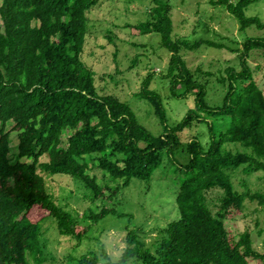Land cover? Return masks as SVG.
Listing matches in <instances>:
<instances>
[{"label": "trees", "instance_id": "16d2710c", "mask_svg": "<svg viewBox=\"0 0 264 264\" xmlns=\"http://www.w3.org/2000/svg\"><path fill=\"white\" fill-rule=\"evenodd\" d=\"M152 1L146 20L127 23L126 29L160 35L170 53L166 72L160 73L169 81L170 96L193 95L195 100V106L169 126L163 97L151 87L157 73H149L135 94L152 105L163 125L159 135L140 122L127 102L101 94L95 71L84 61L88 12L100 0H0V264H65L68 254L60 259L48 246L46 221L55 220L60 235L81 243L91 225L82 221L94 224L110 214L120 215L115 208L101 207L76 217L58 202L48 176L81 181L93 203L112 201L133 178L150 179L165 153L171 158L179 150L188 155L180 167L185 179L176 198L179 218L159 228L152 246L140 230H128L118 260L105 251L90 252L76 264H264V250L256 247L251 233L235 236L225 223L244 213L247 200L264 206V192L240 191L234 183L239 173L264 172V91L255 78L262 66L252 68L250 61L256 52L264 61V36L240 43L239 67L225 69L218 79L225 83V96L220 105H212L207 95L214 74L201 67L192 70L183 52L203 44L224 45L173 38L170 2ZM259 1L210 3L223 6L240 30H264L259 16L246 15ZM211 118L219 122L218 130L209 123ZM204 122L209 139L204 142L196 135L183 141L184 131ZM11 132L17 133L16 152ZM91 154H97V167L110 177L108 182L100 183L87 172L84 158ZM214 189L223 192L216 213L207 197Z\"/></svg>", "mask_w": 264, "mask_h": 264}, {"label": "rangeland", "instance_id": "374dc122", "mask_svg": "<svg viewBox=\"0 0 264 264\" xmlns=\"http://www.w3.org/2000/svg\"><path fill=\"white\" fill-rule=\"evenodd\" d=\"M167 1L173 8V38L184 37L193 42L203 40L224 45L217 47L203 44L193 51L183 52L192 70L201 67L214 74L209 78L207 99L212 105H220L226 86L218 79L225 74L227 67H239L237 51L240 43L250 36H264V30L256 27L240 30L238 20L223 6H213L210 0ZM152 6V0H100L98 5L88 12L89 30L83 57L95 71V83L99 92L114 94L127 102L136 112L140 122L154 135H159L163 132V125L155 115L152 105L135 94L149 73H157L151 87L163 97L169 126L177 124L187 111L195 106V100L193 95L185 99L170 96L169 81L160 74L166 72L170 53L162 47L160 35H138L133 30L126 29L127 23L137 24L146 20L147 11ZM246 15L259 16L264 21V0L251 4L246 9ZM107 36L112 38L115 46L110 44ZM250 61L252 68L257 63L262 66L255 78L264 91V61L258 52L253 53ZM209 123L214 126V130L219 129V122L215 119L211 118ZM224 124L228 127L226 121ZM12 127L13 124L9 122L6 130L10 132ZM208 130L207 122L200 123L184 131L182 139L188 142L197 135L205 142L204 139H209ZM11 139L12 152H16V132H11ZM232 147L233 150L237 149ZM95 157L97 154L85 156L87 172L97 176L100 183L108 182L110 177L101 175L104 172L97 167ZM187 162L188 155L181 150L175 152L171 158L165 153L162 165L154 171L150 179L133 178L127 187L119 191L114 200L100 199L95 203L90 200V195L86 198V193H89L81 181L71 180L66 175L61 179L56 177L62 175L48 176L47 183L58 202L76 217L80 218L91 209L98 212L101 207L115 208L117 213H120L110 214L94 224L91 220L82 221L84 226L91 225L86 239L81 243L69 241V237L60 235L56 221L52 219V224L48 220L44 223L48 246L50 245L60 259L68 254L70 262L65 264H76L82 255L90 252L101 254L102 251L113 261L118 260L127 245L128 230H140L145 243L152 246L159 228L167 226L180 216L176 198L179 186L185 179L180 167ZM234 183L240 191L249 189L252 192H264V172H254L251 175L239 173L234 178ZM222 194L220 189L208 192V204L213 213L218 211L217 206ZM225 223L235 236L248 230L256 247L264 250V206L257 201L247 200L244 213L226 219ZM251 263L255 264L256 261L251 260Z\"/></svg>", "mask_w": 264, "mask_h": 264}]
</instances>
